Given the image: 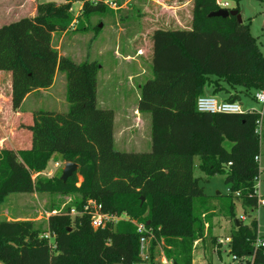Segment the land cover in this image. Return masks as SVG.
<instances>
[{
	"label": "trees",
	"instance_id": "1",
	"mask_svg": "<svg viewBox=\"0 0 264 264\" xmlns=\"http://www.w3.org/2000/svg\"><path fill=\"white\" fill-rule=\"evenodd\" d=\"M75 1L82 2L87 19L106 4L42 2L34 16L0 25V71L11 74L13 109L31 91L50 87L56 71L66 73L69 103L66 111L33 112L32 123L25 126L30 147L0 148V204L11 193L76 192L77 209L95 199L106 212L144 221L153 243L165 239L168 259L191 264L193 243L204 233L195 202L209 196L200 184L202 176L194 174L198 167L207 176L225 175L229 185L233 228L228 253L264 264V246H255L264 235L252 216L260 173V112L252 107L216 113L197 109L198 97L208 88L212 95L224 92L226 100L241 104L242 94L257 100L256 92L264 90V52L251 33L250 19L210 16L220 8L216 0H193L190 28L152 33L151 76L140 84L138 100V110L151 113L152 145L149 151H123L114 147V110L98 106L99 63H78L60 55L52 43L54 32L69 29ZM56 153L78 169L66 181L61 175L33 180L32 173L43 171ZM234 198L247 219L237 217ZM69 209L49 216L48 236L32 220L0 219V264H154L141 257L133 222L94 229L87 214L71 216Z\"/></svg>",
	"mask_w": 264,
	"mask_h": 264
},
{
	"label": "rangeland",
	"instance_id": "2",
	"mask_svg": "<svg viewBox=\"0 0 264 264\" xmlns=\"http://www.w3.org/2000/svg\"><path fill=\"white\" fill-rule=\"evenodd\" d=\"M48 1L57 3V6L65 5V1L61 2V0H0V25L22 17L34 16L37 14L39 2ZM115 1L116 5L112 7H116V10L111 9V4L106 3L103 10L92 12L90 20L82 14V9L79 10V2H73L70 12L74 18L70 22L68 32L65 36H62L63 31L55 32L52 43L60 55L70 56L78 63L86 59L99 63L101 67L98 71V106L114 110V147L124 151L142 150L138 145L145 147L146 141L151 143V113L142 112L138 121L136 118L133 120V116H135V108L138 107L139 84L151 76L152 33L158 28L191 26L189 21L193 16L194 3L179 10L177 7L182 0ZM124 3L126 7L119 10L118 6ZM234 8L239 9L245 20L250 19L251 33L257 38L264 52V2L242 0L237 4L231 1L230 9ZM100 24L102 27L97 32L96 26L99 27ZM181 24L185 25L181 26ZM139 31L143 33L139 34ZM62 74L66 76L65 72L59 71V79L55 87L56 91L61 93L57 106L48 105L43 100V104L37 105V108L57 110L61 107L59 108L61 111L68 110L69 106L67 104L65 108L63 100L67 78L66 88H63L60 82ZM35 100H39L38 97H35ZM242 100L243 108H261V104L248 95L242 94ZM30 103L28 102L26 107ZM146 116L149 118L148 123L145 121ZM261 126L260 169L264 168V122ZM230 144L227 142L226 146L230 147ZM55 162H59L60 167H55ZM64 162L61 156L57 154L52 156L47 167L40 171L41 174L38 176L53 178L61 175ZM195 174L202 176L200 184L204 186L209 196L203 201L195 202L196 213L201 216L204 225V233L193 243L191 264H241L239 260H233V255L228 253V243L224 241L225 236L233 228V219L227 210L230 203V188L225 181V175L218 173L207 176L198 167L195 169ZM33 175L32 173V177ZM257 193L264 195V171L260 173V187ZM79 199L80 195L76 192L11 193L0 204V219L32 220L44 231L41 235L49 234L45 232L49 216L65 211L68 206L71 208ZM232 202L237 217L244 216L245 211L241 202L235 198ZM252 216L258 220L259 234L264 235V206L257 207ZM245 219H247L246 215ZM153 240L150 242V257L146 259L147 262L153 260L154 264H165L166 259L172 261L166 256L165 239L162 237L155 243ZM243 259V264H249L245 258Z\"/></svg>",
	"mask_w": 264,
	"mask_h": 264
},
{
	"label": "crops",
	"instance_id": "3",
	"mask_svg": "<svg viewBox=\"0 0 264 264\" xmlns=\"http://www.w3.org/2000/svg\"><path fill=\"white\" fill-rule=\"evenodd\" d=\"M65 0H61V2H64ZM79 2V10L82 9V2ZM193 0H182L180 2V6L177 7V9L182 10L187 5H191ZM42 2H39V4ZM126 7L125 3L123 5L118 6L119 10H122ZM116 7H112L111 9H115ZM117 8V9H118ZM116 10V9H115ZM138 11L140 8L137 9ZM72 11V8H71ZM34 15V14H33ZM91 18V17H90ZM90 20V19H89ZM76 21V20H73ZM191 22V20L189 21ZM188 23V21H186ZM185 24H181L183 26ZM99 28H101L99 26ZM180 28V27H178ZM184 28H190L189 25H186ZM69 30V29H68ZM68 30L63 31L62 36H65V33L68 32ZM143 33L142 31H139V34ZM55 32L53 33V35ZM143 35V34H142ZM53 41V36H52ZM139 55V54H137ZM130 58V57H127ZM101 67V66H100ZM59 71H56L54 81L50 87L47 88H39L36 90L31 91L26 95L24 100L22 101V104L18 110H14L11 104V74L10 72L6 71H0V148L7 147L12 149H22V148H28L30 147L31 141H30V133L28 132L27 126L28 124H31L33 121V112L36 110H40V108H37V105L43 104V100L46 101V104L48 105H55L57 106V103H59L61 93L56 91L55 87L57 85V80L59 79ZM63 84V88L65 87L66 83V76L62 74L61 81ZM99 83V80H98ZM141 84V83H140ZM140 84H139V90H140ZM67 87V86H66ZM65 87V88H66ZM67 89V88H66ZM66 89L64 91V97L63 100L65 101L64 107L67 108V104L69 106L68 101L66 100ZM206 94L212 95V90L208 89L206 91ZM217 98L219 97V100H226L227 94L224 92H220L218 94H213ZM35 97H38L39 100H35ZM28 102H31L28 107H26V104ZM36 106V107H35ZM138 106V104H137ZM59 107V106H58ZM61 108V107H59ZM53 109L55 111H61V109ZM245 109V108H244ZM50 110V109H45ZM133 120L136 118L140 119V115L142 116V112L138 110V107L134 110ZM115 117V115H114ZM146 122L148 123V116L145 117ZM262 122H264V118L262 119ZM150 139H151V133H150ZM150 144L151 143L146 141V146H148L146 149H143L145 147H142L141 145H138L141 149L133 150V151H149L151 149ZM124 151V150H123ZM57 154V153H56ZM54 154V156H56ZM59 155V154H57ZM60 156V155H59ZM64 162V161H63ZM198 162V161H197ZM65 163V162H64ZM55 164V163H54ZM36 174V173H34ZM41 172H37V176L40 175ZM195 174V172H194ZM195 176H201L196 175ZM33 178V177H32ZM81 179V177H80Z\"/></svg>",
	"mask_w": 264,
	"mask_h": 264
},
{
	"label": "built area",
	"instance_id": "4",
	"mask_svg": "<svg viewBox=\"0 0 264 264\" xmlns=\"http://www.w3.org/2000/svg\"><path fill=\"white\" fill-rule=\"evenodd\" d=\"M264 2V0H263ZM105 3L111 4L112 7L115 6V2L112 0H105ZM216 4L220 7L219 9H230L229 0H216ZM264 17V11H263ZM258 102L261 104V108L257 109L260 112V119L258 121L257 132L261 133L262 130V119L264 116V91H257L255 94ZM197 109L201 112H242L244 110L242 104L238 101H228V100H219L214 95H201L197 99ZM256 160L259 161L260 157L256 156ZM55 167H60L59 162H55ZM264 171V168L260 169V173ZM51 173V172H49ZM260 173L255 178L256 180V189L259 190L260 187ZM37 177V173L33 175V179ZM258 194V193H257ZM264 206V195H258L257 198V207ZM56 213V212H55ZM71 216L87 214L90 217V223L94 229L105 227L108 224H116L120 220H129L133 222L136 226L137 232L140 234V255L146 260L150 257V242L154 238L152 230L146 227L144 221L133 220L129 218L127 214H117L110 213L103 210V206L100 202L95 199H88L83 205L82 209H77L76 206H71L69 209ZM242 219H245V215L241 216ZM49 234H45L48 236ZM260 235V234H259ZM223 243L222 239L220 240ZM224 241L226 243L230 242V237L225 236ZM255 246H264V239L259 236L255 242ZM233 260H239L243 264L244 259L238 258L236 255H233ZM165 264H175L173 261H168L167 259L164 262ZM231 264V263H229Z\"/></svg>",
	"mask_w": 264,
	"mask_h": 264
},
{
	"label": "water",
	"instance_id": "5",
	"mask_svg": "<svg viewBox=\"0 0 264 264\" xmlns=\"http://www.w3.org/2000/svg\"><path fill=\"white\" fill-rule=\"evenodd\" d=\"M209 15L210 16H222V17L236 16L239 22L243 21V15L240 13L238 9H235V8L234 9H218L216 11L211 12ZM100 27H102V24H100ZM77 169H78V164L76 162H65V165H64V168L61 174V179L63 181H66ZM141 199L143 203L144 197L142 196ZM112 264H124V263L115 262Z\"/></svg>",
	"mask_w": 264,
	"mask_h": 264
}]
</instances>
